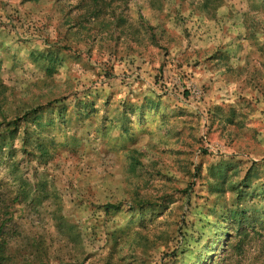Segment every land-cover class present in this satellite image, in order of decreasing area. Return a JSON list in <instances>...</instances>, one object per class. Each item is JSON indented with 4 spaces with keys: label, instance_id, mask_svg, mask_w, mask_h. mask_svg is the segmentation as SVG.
I'll return each instance as SVG.
<instances>
[{
    "label": "rangeland",
    "instance_id": "1",
    "mask_svg": "<svg viewBox=\"0 0 264 264\" xmlns=\"http://www.w3.org/2000/svg\"><path fill=\"white\" fill-rule=\"evenodd\" d=\"M79 1L0 0L11 254L264 264V0Z\"/></svg>",
    "mask_w": 264,
    "mask_h": 264
},
{
    "label": "trees",
    "instance_id": "2",
    "mask_svg": "<svg viewBox=\"0 0 264 264\" xmlns=\"http://www.w3.org/2000/svg\"><path fill=\"white\" fill-rule=\"evenodd\" d=\"M129 0H80L79 6L80 9H84L86 12V18H88L91 21L97 20L101 15L111 14L114 15L113 7L117 8L118 6L126 5ZM205 3H215L216 5L220 4V1L222 0H203ZM41 107H35L32 108L30 111L26 112V114L23 116L22 121H25L26 118L36 116L38 114V111H40ZM5 122H9L5 119ZM2 123H0L1 127ZM15 125V123H13ZM6 128L8 129H0V142L4 141V136L9 135L8 138L12 139L14 138V130L12 131V123H7ZM18 131H15V134H17ZM25 135L24 138H22V150L24 151L25 155H30L31 153L26 151V148L30 146V138L28 136V133L26 130H24ZM23 190V189H22ZM22 195V196H21ZM19 196H21V199H19ZM30 198L29 194H26L25 192H20L19 195H16L15 201L19 200V202H24ZM14 201V202H15ZM108 208H115L118 209L119 205H110ZM13 221V214L9 212L8 210V204L6 205L4 199H3V193L2 196L0 195V264H35L32 261V256L29 255V253H25L22 256L23 262H17L16 257L11 254V241H12V234L11 231L14 228L11 224ZM236 221L232 220L233 224ZM11 224V225H10ZM240 242L235 244V247L237 248L239 246Z\"/></svg>",
    "mask_w": 264,
    "mask_h": 264
}]
</instances>
